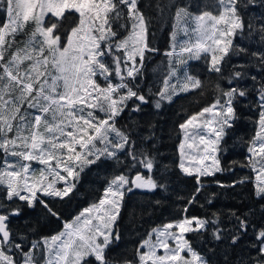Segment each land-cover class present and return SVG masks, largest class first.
Wrapping results in <instances>:
<instances>
[{
  "label": "snow or ice",
  "instance_id": "1",
  "mask_svg": "<svg viewBox=\"0 0 264 264\" xmlns=\"http://www.w3.org/2000/svg\"><path fill=\"white\" fill-rule=\"evenodd\" d=\"M153 8L174 9L158 88L145 70L159 51L149 39ZM201 60L216 76L213 98L177 125L169 160L163 129L142 114L203 96L189 67ZM244 121L253 125L247 139ZM237 144L246 154L226 166ZM236 167L251 175L217 179ZM94 168L111 169L100 198L37 239L32 214L60 219L53 203L74 196ZM207 178L220 190L251 184L247 202L208 211L220 192H206ZM186 181L194 184L184 193ZM134 192L162 194L141 218L166 201L175 211L128 258L113 249ZM196 205L203 215L189 214ZM0 264H264V0H208L195 11L160 0H0Z\"/></svg>",
  "mask_w": 264,
  "mask_h": 264
},
{
  "label": "trees",
  "instance_id": "2",
  "mask_svg": "<svg viewBox=\"0 0 264 264\" xmlns=\"http://www.w3.org/2000/svg\"><path fill=\"white\" fill-rule=\"evenodd\" d=\"M172 4H184L188 5L193 11L198 7L208 2V0H174ZM149 2L155 4L156 0H141V6H146ZM162 4H170L171 2H165L160 0ZM174 9L170 12L165 9L163 16L158 14V11L153 8L150 10V15L154 17L152 24L150 25L151 35L149 37L153 47L159 49L157 53L150 54L151 60L146 66V72L148 73V81L152 83L155 88L160 85L156 83L162 80L164 71L168 65V58L164 55L167 50H170L171 33L173 31V19ZM159 68L158 72L154 71L155 68ZM193 74L199 76L204 81L203 96L198 92H192L190 94H181L178 98H175L172 104H165L164 107L157 112L151 104L144 108L142 118L150 120L157 124L159 129H163L161 133L164 136L163 140V152L168 156L169 160L174 158L176 145L179 143V129L177 125L183 122L188 115L198 112L200 108L206 104L211 103L213 98L212 89L216 82V76L214 73L207 71V66L203 60L193 61L189 65ZM127 116V113L125 114ZM124 123V120H121ZM240 136L250 138L253 134V125L249 121L241 123L238 129ZM245 150L237 144V147L230 151L228 156L224 159V163L227 166L231 160H243ZM111 175V169L97 170L93 169L84 179V181L78 185L79 190L74 196L65 201H55L53 203L54 208L60 213V219H44L40 214L39 208L32 214L31 219L40 216V224L37 229L36 238L40 236H50L58 233L62 230L64 222H71L72 219L77 216L83 209L87 208L91 203L97 201L103 193V189L106 183V179ZM244 175H251L247 169H240L236 167L231 173L217 174V179L224 182H231L234 179H238ZM211 178H207L208 188L207 191H219L220 196L216 199L212 208L213 210H226L238 206L241 201L247 202V197L251 191V184L242 185L235 189L220 190L214 184L210 183ZM193 181H186L184 185H181V190L187 193L193 188ZM162 194L157 193L156 196L146 197L140 192H134L129 194L126 198V206L123 211V215L119 221V228L122 233V240L118 248L113 249L117 254H123L128 258L134 255V248L139 241L146 236L147 232L156 224H160L167 219H170V213L174 212L173 207H169L168 202H165L163 209L157 208L150 215L140 217L141 206L146 203L148 199H158ZM201 203L204 201V196H200ZM205 209L194 206L190 210V215H203ZM135 214V218L133 216ZM24 221H13L15 227H20Z\"/></svg>",
  "mask_w": 264,
  "mask_h": 264
},
{
  "label": "rangeland",
  "instance_id": "3",
  "mask_svg": "<svg viewBox=\"0 0 264 264\" xmlns=\"http://www.w3.org/2000/svg\"><path fill=\"white\" fill-rule=\"evenodd\" d=\"M145 2H146V0H145ZM165 2H171V4H172V2H175V1H174V0H165ZM30 30H31V26H29V31H30ZM24 38H25V37H23V36H18V37H17L18 40H22V39H24ZM170 38H171V36H170ZM177 39H178V40H184V39H187V37L184 36V34H183L182 31H179V32H178V35H177ZM171 44H172V41L170 42V48H171ZM191 62H193V61H191ZM191 62H190V63H191ZM158 70H159V68H157V67L154 69V71H155L156 73L158 72ZM34 166L39 167V165H34ZM72 221H73V219H72ZM72 221H71V222H72Z\"/></svg>",
  "mask_w": 264,
  "mask_h": 264
}]
</instances>
